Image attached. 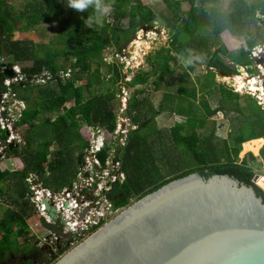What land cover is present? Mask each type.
<instances>
[{"label": "trees", "instance_id": "16d2710c", "mask_svg": "<svg viewBox=\"0 0 264 264\" xmlns=\"http://www.w3.org/2000/svg\"><path fill=\"white\" fill-rule=\"evenodd\" d=\"M165 1L176 19L174 33L168 47H162L149 57L150 69H141L131 81L126 82L127 87H134V92L128 99V117L133 125H141L146 120L149 125L154 122L156 114L160 111L168 110L187 115L186 122H178L170 130L176 144L183 145L190 151L194 163L189 169L167 178L162 172L163 168L155 162L149 135L142 133V126L130 130L122 157V169L126 172L127 179L114 199V207L130 205L132 198L136 201L167 182L192 172H199L206 177L215 173L232 175L253 185L257 194L264 198V176L257 180L263 189L253 181L256 172L250 164V159H255V155L249 153V157L241 160L239 158L243 143L244 150L255 153L264 144V105L251 93L242 95L216 79L220 71L229 75L239 74L238 64L250 73L255 71L253 59L256 60V57H251V51L258 44L257 37L249 39L250 49L242 48L238 55L233 56L232 63H228L220 55L230 54L224 43L213 50L206 62L200 59L208 65L203 80H199L200 87L180 84L177 93L165 91L160 110H156L147 97L138 98V94L145 89L135 85L148 83L152 75L156 74L158 79H155L154 83L156 89H160L167 77L176 75V69L171 62L182 66L180 60L187 63L190 60L189 69L194 70L192 49L197 47L196 51L201 54L203 46L211 48L217 43L216 36L220 30L227 28V21L234 23L237 19L235 13H231L222 27L216 28L215 37L209 40L201 37L199 33L201 23L198 0ZM200 1L204 3L217 0ZM101 2L110 5L107 16L100 23L93 19L89 26V18L96 15L94 6L81 11L68 7V0H24L23 9L13 14L8 0H0V56L6 49L15 61L32 60L30 65L22 67L28 74L41 72L43 69L54 72L71 70L69 77L59 76L55 85L50 82L35 86L24 81L13 87L18 98L28 103L21 118L16 122V126L22 130L25 143H22L21 147L15 145L13 148L8 144L7 151L27 160L26 166L21 169L22 182L27 183V190L23 187L19 189V198L15 201L19 209L7 208L5 214L0 216V264H6L12 254L20 251L19 238L24 237L27 242L30 240L28 218L36 211L30 197L28 178L35 173L44 187L53 191L62 190L72 183L80 165V157L75 156L74 150L81 151L88 144L80 132L81 124L100 126L111 132L117 127V110L121 103L117 84L122 74L116 62L107 60L105 50L113 45L122 50L123 44L131 41L139 28L154 22L156 12L142 0ZM258 8L263 17L257 18L264 21V1L247 6V13L256 17ZM110 17L112 21L109 20ZM49 18H54L60 23V46H55L54 42L43 45L44 54H39L31 42L15 37L21 28H28V25L32 27ZM23 19H26V24H22ZM6 65L12 66L14 63ZM157 69H160L159 74ZM6 77L0 67L2 91L7 90L4 84ZM80 81L83 82L79 84ZM199 92H207L209 95L219 93V105L213 108L206 97L200 100ZM242 98L245 103H242ZM219 110L236 112L232 123H238V126L231 130L228 138L217 140L216 121L211 120L210 116ZM184 129L188 131L183 133ZM199 129H209V132L201 134ZM7 138L6 130L0 125V139ZM55 144L57 149L53 151ZM108 149L110 145L107 144L100 154L103 160L108 154ZM10 172L9 169L0 167V197L5 195L4 182L8 181ZM40 218L43 222L44 219ZM66 248H59L52 257L56 260L57 254L63 253Z\"/></svg>", "mask_w": 264, "mask_h": 264}, {"label": "rangeland", "instance_id": "374dc122", "mask_svg": "<svg viewBox=\"0 0 264 264\" xmlns=\"http://www.w3.org/2000/svg\"><path fill=\"white\" fill-rule=\"evenodd\" d=\"M142 1L143 3L152 7L156 12V19L154 20V22H152L151 24H146L153 27H151L146 32L142 27L139 28V30L134 34L133 39L128 43L123 44L122 50H120L117 45L109 46L105 50L107 60L112 63L113 61L116 62L120 66L122 74V77H120V82L117 84V89L118 91H120L119 97L121 98L120 107L117 110L118 116H120V113H124V111L126 110L128 99L134 92V87H127L126 82L131 81L135 74H137L141 69H150V64L148 61L149 57L155 54L162 47H168L170 45L171 37L174 33V25L176 24V19L173 16V12L167 6L165 0ZM260 1L264 0H217L215 2L206 1L204 3L198 0L201 23L199 33L201 37L212 40L213 37H215L214 32L217 31L216 28H218V26L222 27L226 19H229V15L231 13H235L237 18L236 21L234 23H230L229 21H227V28L222 31L220 30L219 34L216 36L217 43L211 48L203 46L201 48V54L196 51L197 47H194L192 49L191 55L194 62V70H190L188 63L184 60H180L182 66L171 62L173 68L176 69V75L174 77H167L166 81L162 83L160 89H156V85L154 83V80L158 79V75L156 74L152 75L147 84L135 85V87H144L145 89L144 92L138 94V98L147 97L148 101L154 106V108L156 110H160V103L164 98L163 94L165 91L177 93L180 84H184L188 87H192L194 85H197L198 88L200 87L199 80H203V77L208 70V65L206 63H203L202 61L204 60L206 62L213 50L219 47L220 44L224 43L228 47L230 52L229 55L220 54L221 57L228 63H232L233 56L238 55L242 48L245 50L250 49L249 39L254 37H257L258 44L251 51V57H256V60L253 59V68H255L253 75L254 77H257L260 82L262 81L261 83L263 84L264 62H259V60H264V39L262 40V34L264 35V21L257 18L263 17V15L260 12V8H258L256 12V17H252L247 13V6H251ZM8 4L11 5L12 12L13 14H15L17 11L23 9L24 0H8ZM106 16L107 13H105L100 18V22H102L103 18ZM109 20L112 21L113 19L110 17ZM22 24H26V19H23ZM59 32V21L54 18H49L41 20L40 23L32 27L28 25V28H21L20 31L16 32L15 37L31 42L36 46L39 54H44V49L42 48L43 45H48L51 42H54L55 46H60V44L58 43ZM141 33L142 39L146 42V44H144L145 46L140 47L138 53L139 55H132V58L134 59L131 60L132 64L129 65L127 62V58L123 56V54L127 53V50L130 48L131 42L138 39ZM0 57L2 59V63L7 64L12 62L14 63V65H18L19 68L24 65H30L32 63V60L15 61L13 55L10 54L6 49H4L3 55ZM200 59L202 61H200ZM59 61L61 60L59 59ZM1 64L0 67L4 70V67H2ZM10 67H13V65ZM245 70V74L243 72H239V74L237 75L250 76V73L246 68ZM258 70L263 71L261 75H258ZM157 72L159 74L160 69H157ZM216 79L221 83H225L228 87L231 86L235 91H238L242 95L251 93L259 100V103L264 105V100L261 99L256 92L250 91L246 87L238 88L234 83L229 82V77L221 74V72H218ZM23 82L24 81H21L19 82V84H22ZM82 82L83 81H80L79 84ZM52 84L55 85L56 83L53 82ZM34 85L36 86L38 84L36 83ZM109 85L114 86L112 83H109ZM204 93L205 94H203V92H199L198 98L201 100L203 99V97H206L209 100L211 106L213 108H216L219 105L220 94L217 93L215 95H209L207 92ZM125 97H127V100L125 99ZM14 98L15 96L10 97V100L7 104L5 103V101H3L4 103L0 102V116L2 115V113H5L4 115L9 114L10 111L8 108L12 109L13 112L18 111L19 107L16 106L21 104H19ZM241 101L242 103H245L244 98H242ZM24 105H28V103L26 104V102H24ZM49 115H51L53 118L55 117V115L53 114L49 113ZM236 115L237 113L234 111L219 110L210 117V119L216 121L215 133L217 136V140L219 138H228L231 130H233V128H237L238 123H232V120ZM123 117H127V115H124ZM123 117L121 118L123 119ZM183 118V115L171 113L168 110H164L161 113L156 114L155 120L151 124L148 125L149 122L147 120L144 121L143 123L147 122V124L146 126L142 127L143 129H141L144 135H152L151 140L149 141H152L151 144H153L155 148V162L159 167L163 168L162 172L166 174L167 178L172 177L173 175L184 169H189L193 166L194 163L190 151L185 146L176 144V142L173 141L170 133V128L174 125V121H176V119L182 120ZM128 121L129 120L127 119L126 122ZM157 126L161 127L162 129L165 128L167 130H164L163 136L160 135L161 139H159L156 135V140H154L155 142L153 143L155 134L159 135V133L156 131ZM18 130V134L22 135V130L20 129V127ZM80 131L83 136L86 135V137H89L87 124L82 123ZM200 132L208 133L209 129L207 131L200 130ZM20 138L23 139L21 136ZM6 143L7 140L0 139V167L1 169H9L11 172L9 174L8 181L4 182V188L6 190L5 195L0 197V216H3L5 214L7 208L14 207V209H19V205L15 203L16 199L19 198V189L23 187L24 190H27V183L24 181L22 182L23 179L21 173V169L26 166L27 160H25L22 156L8 153ZM16 144L18 147L22 146V142L17 141L14 145ZM52 149L53 151H56L57 145L55 144ZM74 152L76 156L79 151L74 150ZM249 153H253L255 155V159H250V164L254 167L256 174L264 176V144L259 149V151L255 153L253 151L244 150L243 143L242 149L239 153L240 160L244 157H249ZM123 155L124 153H122V157ZM257 185L261 187L259 184ZM120 212L121 211L115 212L113 215H111L112 217H110L109 220L118 215ZM28 223L30 225L29 242H27L24 237L19 238L18 243L20 251L15 253V255H12V257L8 259V262L6 264H22L20 263V261L24 258V254H33L36 252L40 253L42 251H45V254L43 253V256L45 257H43V264L45 262H51V264H53L59 257L65 254V252H69L71 249L79 245L82 240H84L78 239V241H76L75 243L69 244L66 250L63 253H60L61 255L57 256V259L55 260V257L52 256L58 252L59 248L56 244L57 241L60 239L63 240L70 238L73 233H68L65 227L62 228L63 224L60 225V230L52 229L50 225H47L44 223V221H41L39 212L37 211L28 218ZM92 233L93 232H88L85 238ZM43 237H45V240H42ZM29 262L33 263L34 261L31 260ZM35 263L41 264L39 257H36Z\"/></svg>", "mask_w": 264, "mask_h": 264}, {"label": "water", "instance_id": "95a60500", "mask_svg": "<svg viewBox=\"0 0 264 264\" xmlns=\"http://www.w3.org/2000/svg\"><path fill=\"white\" fill-rule=\"evenodd\" d=\"M151 27L142 28L146 32ZM135 46L133 40L128 56L134 54ZM1 65L5 75L14 76L12 67ZM237 67L240 72L245 69L240 64ZM220 72L234 82V75ZM146 124L130 125L129 130ZM121 151L118 144L115 160ZM259 177L254 176V183L258 184ZM119 186L115 182L108 197L116 198ZM42 201L50 216L57 218L48 199ZM53 264H264V198L253 185L232 175L206 177L192 172L122 208Z\"/></svg>", "mask_w": 264, "mask_h": 264}, {"label": "built area", "instance_id": "2783aa9c", "mask_svg": "<svg viewBox=\"0 0 264 264\" xmlns=\"http://www.w3.org/2000/svg\"><path fill=\"white\" fill-rule=\"evenodd\" d=\"M123 56L127 58L129 65L132 64L131 60L134 59L132 56L128 58L127 53H124ZM22 67L19 68L18 65H13L12 68L15 74L12 77L7 76L5 78L4 84L7 86V90H1L0 95V102L5 101L7 104L10 97L15 96L14 99L21 104L16 106L19 107L17 112H13L12 109L8 108L10 113L7 115L2 113L0 116L1 128L11 133L6 139L7 146L13 141H21L18 131H16L15 123L21 116V110L25 107L24 100L19 99L17 93L13 91L14 85L19 84L21 81L45 84L57 81L59 76L65 78L71 75L70 69L67 72L63 70L54 72L50 69H43L41 72L28 74L22 70ZM125 99L127 100V97ZM127 119L129 120L128 122H126ZM130 122L128 117L118 119L117 127L113 132L107 131L100 126L89 127L88 144L81 154V162L77 174L72 183L62 190L53 191L44 187L42 183H34V179H36L34 175L28 178L31 200L40 217L44 219L45 223L48 221L47 225L54 218L47 211L42 201L43 197H46L51 205L55 207L56 213L62 216L64 227L68 233H85V236L88 232H95L112 217L111 215L124 208H115V198L114 196L108 197V194L112 191L115 182L120 184L118 188V193H120L122 184L127 179L126 172L122 169L121 152L119 160L114 158L116 146L121 144L124 147L127 142ZM121 133H124L125 136L121 137ZM107 144L110 145V149H108V154L103 160L100 154ZM134 201L135 199L132 198L131 202ZM44 238L42 240H45Z\"/></svg>", "mask_w": 264, "mask_h": 264}, {"label": "flooded vegetation", "instance_id": "af4514ba", "mask_svg": "<svg viewBox=\"0 0 264 264\" xmlns=\"http://www.w3.org/2000/svg\"><path fill=\"white\" fill-rule=\"evenodd\" d=\"M239 71V70H238ZM240 72V71H239ZM250 73V72H249ZM250 76H253L254 77V75H253V73H250L249 74ZM121 99V98H120ZM176 113V112H175ZM215 113V112H214ZM213 113V114H214ZM178 114V113H177ZM212 114V115H213ZM179 115H183V114H179ZM211 115V116H212ZM184 117H185V122H186V120H187V115H183ZM210 116V117H211ZM156 117V116H155ZM211 120H213V119H211ZM156 122V121H155ZM178 122H180V121H176L175 123H174V125L176 124V123H178ZM132 125V124H131ZM173 125V126H174ZM164 130H167V129H162L161 127H158V128H156V131L159 133V135L158 134H155V138L153 139V143L155 142L154 140H156V135L158 136V138L159 139H161V136L160 135H162L163 136V133H164ZM200 130H203V129H199V131ZM130 131V130H129ZM128 131V132H129ZM188 130L187 129H184L183 130V133H186ZM204 131V130H203ZM206 131V130H205ZM170 133H171V136H172V138H173V135H172V132H171V130H170ZM201 133V132H200ZM201 134H204V133H201ZM151 136L152 135H150V137L148 138L149 140H151ZM127 137H128V133H127ZM153 138V137H152ZM162 139H163V137H162ZM173 141H174V139H173ZM150 146H151V151L152 152H154L155 151V148H154V146H153V144H150ZM57 218H55V219H53V221H52V223H49L48 225H50L51 226V228L52 229H58V230H60V225L61 224H63L62 225V228H64V226H65V224H64V221H63V219H62V216H60V215H58L57 214ZM85 238V233H77V235H76V233H73V235H71V237L70 238H67V239H63V240H66V241H63V240H58L57 241V247L58 248H61V247H63V246H69V244H73V242H76V241H78V239H84ZM61 243V244H60ZM61 246V247H60ZM43 253L45 254V251H42V252H40V253H33V254H31V253H27V254H24L23 255V259L20 261V263H22V264H26L27 262H29V261H34L33 263H35L36 262V257H39L40 258V262L41 261H43ZM56 254V253H55ZM54 254V255H55ZM12 255H15V254H12ZM53 255V256H54ZM58 256H60L61 254H57ZM45 258V257H44Z\"/></svg>", "mask_w": 264, "mask_h": 264}, {"label": "bare ground", "instance_id": "6f19581e", "mask_svg": "<svg viewBox=\"0 0 264 264\" xmlns=\"http://www.w3.org/2000/svg\"><path fill=\"white\" fill-rule=\"evenodd\" d=\"M144 44H146V42L142 39V33L139 35L138 39L135 40V48L133 50L134 55H139V50L141 46H145ZM264 71V70H263ZM261 70V72H263ZM242 72L245 74V69H242ZM264 73V72H263ZM247 76V75H246ZM244 76V75H234V84L238 87V88H242V87H246L250 90H252L253 92H256L259 97L261 99L264 100V86L263 84L258 80L257 77H252V76ZM231 81V78H229ZM229 81V82H230ZM259 90V92H257Z\"/></svg>", "mask_w": 264, "mask_h": 264}, {"label": "clouds", "instance_id": "9594fccd", "mask_svg": "<svg viewBox=\"0 0 264 264\" xmlns=\"http://www.w3.org/2000/svg\"><path fill=\"white\" fill-rule=\"evenodd\" d=\"M67 6L81 11H84L89 6H94L96 15L89 18L87 24L89 26H91L93 19H95L97 23H100V18L110 9V5L103 4L101 0H68ZM188 63H191V61L189 60Z\"/></svg>", "mask_w": 264, "mask_h": 264}, {"label": "crops", "instance_id": "0c3cea01", "mask_svg": "<svg viewBox=\"0 0 264 264\" xmlns=\"http://www.w3.org/2000/svg\"><path fill=\"white\" fill-rule=\"evenodd\" d=\"M128 56V55H127ZM129 57V56H128ZM151 67V66H150ZM215 70H216V68H214ZM53 82H57V81H51V83H53ZM48 83H50V82H48ZM147 84V83H146ZM139 85H141V84H139ZM18 96V95H17ZM20 99V98H19ZM24 102H26L25 100H24ZM26 104H27V102H26ZM127 106H128V102H127V105H126V110H127ZM27 107V105H25V107L23 108V109H25ZM23 109L21 110V116H22V111H23ZM162 111H160L159 113H161ZM171 113H175V112H172V111H170ZM121 114L122 113H120V116H121ZM21 116H20V118H21ZM120 116H118V119H120L121 117ZM129 116V112H128V115H127V117ZM120 117V118H119ZM184 117V116H183ZM19 118V119H20ZM129 118V117H128ZM18 119V120H19ZM17 120V121H18ZM16 121V122H17ZM131 121V120H130ZM176 121H180V122H185V117L182 119V120H180V119H176ZM176 121H174V123L176 122ZM117 123H118V120H117ZM131 124H132V122H131ZM133 125V124H132ZM140 125V124H139ZM15 126H16V123H15ZM136 126V125H135ZM89 127H91V126H89L88 125V131H89ZM92 127H94V126H92ZM16 128H17V131H19L18 129H19V126H16ZM157 128H158V126H157ZM108 131V130H107ZM8 131L6 130V133H7ZM81 132V131H80ZM10 134V133H9ZM9 134H7V136H9ZM82 134V133H81ZM19 136H21L23 139H21V141H19V142H22V143H25V140H24V137H23V135H20L19 134ZM82 136H83V134H82ZM150 137V135L148 136V138ZM83 138L87 141V137H86V135H84L83 136ZM149 140V139H148ZM17 142V141H16ZM15 142V143H16ZM152 142V141H151ZM11 144V143H10ZM87 145V144H86ZM125 146V145H124ZM85 148V147H84ZM84 148L81 150V151H79L78 152V154H77V156H79L80 157V162H81V154H82V152H83V150H84ZM123 149H124V147H122V151H121V158H122V153H123ZM32 175H34L35 177H36V179H39V177H38V175H36L35 173H33ZM31 175V176H32ZM40 180V179H39ZM40 183H42V181L40 180ZM40 183H36V184H40ZM43 184V183H42ZM31 197V196H30ZM31 201V200H30ZM32 203V202H31ZM33 204V203H32ZM33 207H34V209H35V211H37L36 210V207H35V205L33 204Z\"/></svg>", "mask_w": 264, "mask_h": 264}]
</instances>
